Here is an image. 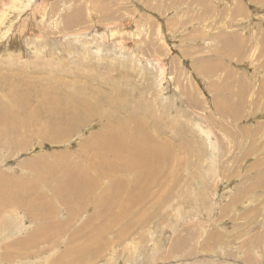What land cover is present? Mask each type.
Returning a JSON list of instances; mask_svg holds the SVG:
<instances>
[{
    "label": "rangeland",
    "instance_id": "rangeland-1",
    "mask_svg": "<svg viewBox=\"0 0 264 264\" xmlns=\"http://www.w3.org/2000/svg\"><path fill=\"white\" fill-rule=\"evenodd\" d=\"M205 1L0 0V34L14 32H4L0 44V106L11 121L0 138V197L11 186L6 179L28 185L40 172L47 176L41 191L50 196L60 182L48 164L68 177L71 164L82 160L117 197L101 218L112 230L100 234V249L86 250L88 230L72 236L80 223L54 225L38 206L18 207L22 197L14 192L0 199V264H64L65 256V264H264V0ZM98 86L111 94L89 108L84 100ZM120 91L142 111L150 109L143 119L158 122L157 134L163 128L175 160L154 148L159 158L153 155L148 172L133 158V171L122 175L130 183L118 191L116 172H101L107 159L116 170L115 146L90 140L107 137L106 113ZM49 93L60 112L76 103L89 108L86 123L69 118L75 131L48 136L46 129H55L43 111ZM126 125L144 149L142 126L135 132L133 123ZM143 182L147 199L129 203L130 188ZM96 206L103 210L98 197ZM57 213L56 221L67 219L65 208ZM113 214L120 217L111 223ZM68 245L79 247L75 255ZM77 253L85 258L76 261Z\"/></svg>",
    "mask_w": 264,
    "mask_h": 264
},
{
    "label": "bare ground",
    "instance_id": "bare-ground-1",
    "mask_svg": "<svg viewBox=\"0 0 264 264\" xmlns=\"http://www.w3.org/2000/svg\"><path fill=\"white\" fill-rule=\"evenodd\" d=\"M197 2L199 0H196ZM31 2V1H29ZM206 2L205 0H202V3ZM207 3H205L204 5L206 6ZM203 5V6H204ZM204 6V7H205ZM214 6V5H213ZM31 11V10H30ZM204 11V10H203ZM20 12V11H19ZM21 13V12H20ZM3 15V14H2ZM1 20V19H0ZM127 25V24H124ZM111 27V26H109ZM1 30L4 29L3 26L0 27ZM110 29V28H109ZM115 29L111 28V32L115 33L114 31ZM240 31V30H239ZM4 32L6 35H13L14 32L11 31V28H8L7 30L3 31L2 34H0V44H3V36H4ZM220 34V33H219ZM218 35V33H217ZM106 37L103 36V39H105ZM10 39L6 40L4 43V47H7L8 44L10 43ZM123 43V42H122ZM11 44V43H10ZM82 48V47H81ZM41 50V49H40ZM2 51V50H1ZM35 51V50H34ZM33 51V52H34ZM4 52V51H3ZM85 52V51H84ZM6 53V52H5ZM11 53V52H10ZM38 53V52H37ZM41 53V52H40ZM86 53V52H85ZM84 53V54H85ZM90 53V52H89ZM35 54V53H34ZM5 55V54H4ZM9 56V55H8ZM37 56V54H36ZM39 58V57H37ZM6 59V58H5ZM18 59V58H17ZM208 59V58H207ZM100 60V59H99ZM15 61V60H13ZM88 61V60H87ZM17 62V61H15ZM89 62V61H88ZM94 62V61H93ZM103 62V61H102ZM18 63V62H17ZM10 64V63H9ZM15 64V63H14ZM23 65V62L21 63ZM25 64V63H24ZM27 64V63H26ZM30 64V63H29ZM13 65V63H12ZM37 65V64H36ZM42 65V64H41ZM10 66V65H9ZM43 66L44 65L43 63ZM39 67V66H38ZM112 67V66H111ZM12 68V66H11ZM15 68V67H14ZM19 68V67H18ZM42 68V66H41ZM100 68V67H99ZM10 69V68H9ZM29 69V68H28ZM42 70V69H41ZM11 71V70H10ZM16 71V70H15ZM18 71V70H17ZM21 72V71H20ZM7 73V72H6ZM21 74V73H20ZM46 75V74H45ZM24 76V74H23ZM26 76V75H25ZM63 76V75H62ZM66 77V76H65ZM92 78V77H91ZM1 79V78H0ZM26 79V78H25ZM30 79V78H29ZM26 81V80H25ZM59 81V80H58ZM27 84V83H26ZM31 84V83H30ZM37 84V83H36ZM50 84V83H49ZM53 84V83H52ZM12 85V84H11ZM10 85V86H11ZM24 85V84H23ZM41 85V84H40ZM14 86V85H13ZM5 87V86H4ZM81 87V86H80ZM83 87V86H82ZM90 87V86H88ZM112 87V86H111ZM6 88V87H5ZM10 88V87H9ZM16 88V86H15ZM26 88V86H25ZM115 88V86H114ZM117 88V87H116ZM102 89H106L102 86H98V88L96 89L97 92L93 93L91 95L88 96L89 99L84 100L85 102H89L90 105H93L89 108H97L98 105L94 104V102H98V101H102V103L104 102V100H106L107 96L109 94H111L109 91H103ZM42 90V89H41ZM90 90V89H89ZM115 91V89H113ZM112 90V91H113ZM80 91V90H79ZM111 91V92H112ZM223 91V90H222ZM109 92V93H108ZM117 92V91H116ZM79 94V92H77ZM83 93V92H82ZM87 93V92H86ZM85 93V94H86ZM118 93V92H117ZM239 93V92H238ZM71 94V93H70ZM236 94V93H235ZM4 95V94H3ZM29 94H26V96ZM82 95V94H81ZM25 96V97H26ZM63 96V95H62ZM74 96V95H73ZM28 97V96H27ZM114 97V96H113ZM118 98L112 99L111 100V106L110 105V111L107 112L106 114H108V117L106 118V122L103 124V126L106 127L105 132L107 134L106 135H102V136H92L93 140H90L91 144H94L96 140L98 139H102V140H106L109 144V146H115L116 149V160H117V166H116V170L113 168L112 166V161L110 159L104 160L102 162V164L106 167L104 168L101 172H105L107 173L108 176L112 175L113 172L115 173V177H114V181H116L117 185L115 190H121V188H123L124 186H127L130 183V179L129 177L126 178V180H124L122 178V175L126 172H131L134 169V164H133V158L135 159H142L143 160V167L146 168V170L148 172L151 171L150 168V164L153 161V155L152 154V150L154 148L158 149L159 151H162L163 153H165L166 155H169L171 159L175 160L173 157V150L169 147V144L172 145L173 143L170 141L169 138L165 137L163 135V128L159 129L161 131V133H156L158 130V128H160L158 122L156 120H151V121H147L146 119L149 120V116L148 114L151 113L150 109L144 107L143 111L141 109H139L138 105H134L130 98H129V94L125 95L124 92L120 91L119 92V96H117ZM8 98V97H7ZM29 98V97H28ZM66 98V97H65ZM75 98V97H74ZM23 100V99H22ZM30 100V99H29ZM57 97L56 94L54 95L53 93H49L48 95H46L45 101H46V107L44 108L45 110H43L44 112H46L48 114V119L46 120L49 123V126H52L53 128H55L53 131H49L48 129H46L45 133L48 136H54V133H56V137L62 136V135H70L71 132L74 130V125L71 124L72 121L69 120H78L79 123H86L84 120V115L87 113L88 109H79V106L76 105L74 107H71L70 105L67 107L68 110H63L60 112V109L57 108V106L53 105V102L50 101H56ZM194 101V100H193ZM9 102V101H8ZM24 102V101H23ZM63 102V101H61ZM60 103V102H59ZM75 103V102H74ZM79 103V102H78ZM2 104V103H1ZM5 104V103H4ZM24 104V103H23ZM22 104V105H23ZM64 104V103H63ZM134 105V108H128V105ZM19 106V105H18ZM6 109V106H5ZM220 109L222 110V112H225V107H220ZM149 110V111H148ZM154 110V109H152ZM91 112H96L94 110H91ZM144 111H147L144 112ZM5 110L3 106H0V138L3 136V134H7V132L10 133L8 125L11 122L10 120H6V114H5ZM101 113V112H99ZM118 113H122V114H127L126 116L123 117H118V118H114L113 115L118 114ZM45 114V113H44ZM90 114V113H87ZM97 114V113H96ZM22 116V115H21ZM20 116V118H22ZM46 116V115H44ZM43 116V117H44ZM91 116V115H90ZM104 116V114H103ZM35 117V116H34ZM33 117V118H34ZM95 117V116H94ZM96 118V117H95ZM103 118V117H102ZM146 118V119H143ZM37 119V118H36ZM35 119V120H36ZM44 119V118H43ZM34 120V119H33ZM90 120V118L88 119ZM98 120V119H97ZM96 121V119H95ZM104 121V120H103ZM23 122H29L28 119L26 118ZM93 122V121H91ZM129 122V126L131 127V124H134V131L137 132L138 131V126H142L143 131H140L141 135H139L141 138V143L144 147V149L139 148L137 145L139 143L138 140V136L136 135L135 137H133V131H129L128 127H127V123ZM152 124L153 127V131L155 132V135L152 134L149 130H148V124ZM3 124V125H2ZM108 127V128H107ZM81 128V127H80ZM100 128V127H99ZM157 128V129H156ZM71 129V132H69ZM93 129V128H92ZM94 130V129H93ZM113 130V131H110ZM19 133H21L19 130H17ZM66 131V133H64ZM110 131V132H109ZM54 132V133H53ZM165 133V131H164ZM134 140V141H133ZM254 149V148H253ZM135 152H137L135 154ZM258 152V151H257ZM156 158L158 159L159 156L157 154H159L158 152H156ZM135 154V155H134ZM249 154V153H247ZM82 156H83V148H82ZM33 158H35L34 156H32ZM36 160V159H35ZM30 161V160H29ZM37 161V160H36ZM82 163L79 162H73L71 164V168L73 170V172H71L69 174L68 177H65V175L63 174V167H60L59 165H55V164H48V174L50 173L52 176V179H56L58 182H60L59 186H53V188L51 189V195L48 196V193L41 191L42 189L40 188L41 182L42 181H47V176L43 175L41 172L37 173L32 180V182H27L26 180H23L22 184H19L17 186H14L12 184V182L10 181L11 179H6L8 181L7 184H11L10 188H8L7 190H5L2 194L0 199L3 200H9L11 198V195L14 194L22 197L18 200H16V203L19 205L18 207H22V208H27V209H32L36 206L39 207L38 210L43 209V211L45 210L46 213H44V215H49L48 217H50V221L54 224L57 225L59 227L64 226L65 224L69 223L72 224L73 222H77L80 223L78 224V226L73 229L72 227H70V229L72 228L73 232H72V236H75L77 238V233L82 232V231H87L88 230V237L89 239H87L86 243L84 244L85 246H87L85 248V250L87 248H92L95 247V249H100V245H99V236L103 231H108V230H112V226L109 222V225H107V223L103 222L101 220L102 215L104 210H107V208L113 204L116 203L117 201V197L115 196V194L113 192H109L106 188H102V183L98 182L99 178H95L93 173L87 168L85 167L84 164V160H82ZM213 162V161H212ZM27 163V162H26ZM30 163V162H29ZM167 163V157H166V162ZM214 163V162H213ZM45 172V171H44ZM2 176V175H1ZM49 176V175H48ZM54 177V178H53ZM264 176H262L263 178ZM2 178V177H0ZM7 178V177H6ZM9 178V177H8ZM28 179V178H27ZM46 179V180H45ZM1 180V179H0ZM31 180V179H30ZM1 182V181H0ZM55 184V183H54ZM39 185V186H38ZM138 187H131L130 191L128 193L127 196V201L131 204H134L137 200H146L147 197L144 195V191L147 188V183L143 182L140 184ZM5 189V188H4ZM3 190V188H2ZM97 190H101L99 193H97ZM24 191H28V194H26V196L24 195ZM33 195L34 197L30 196ZM96 197V198H95ZM97 197L100 201V203L102 204L103 210L99 209L96 206L97 203ZM33 198H36L37 201H34ZM95 198V200L93 201V199ZM159 199V198H158ZM155 202H157V200ZM159 201V200H158ZM60 204L61 207L60 208H65L67 210V219H60V221H56V217L55 215L59 214L57 213V211L60 209L58 207L57 204ZM1 205V204H0ZM46 205H48V207H50L48 209V211L45 209ZM50 205V206H49ZM161 205V204H160ZM63 206V207H62ZM3 207V205H2ZM1 207V208H2ZM36 207V208H38ZM159 207V206H158ZM163 207V206H162ZM153 208V207H152ZM225 208V207H224ZM26 209V211H27ZM35 211L37 209H34ZM30 211V210H29ZM42 211V210H40ZM39 211V213H40ZM42 211V212H43ZM34 212V211H30ZM85 214H84V213ZM35 213V212H34ZM33 213V215H35ZM38 213V212H36ZM48 213V214H47ZM63 214V213H62ZM32 215V214H31ZM42 215V214H41ZM45 215V216H46ZM44 216V217H45ZM66 216V215H64ZM32 217V216H31ZM55 217V218H54ZM120 217L119 214H113L112 218H111V223L118 220ZM16 218V217H15ZM39 218V217H38ZM73 218V219H70ZM154 218V217H153ZM190 218V217H189ZM18 219V218H17ZM27 219V218H26ZM29 219V218H28ZM55 219V220H54ZM28 221V220H27ZM47 221V219H46ZM22 222V221H21ZM144 222V221H143ZM140 222L138 224V226L140 227V225L145 226L146 223ZM50 223V222H49ZM51 224V223H50ZM50 224L47 223L48 227L50 228ZM41 225V224H40ZM44 225V224H42ZM22 226V225H21ZM38 227V226H37ZM56 228V227H55ZM36 229V228H35ZM39 229V228H38ZM43 229V228H42ZM53 229V227H52ZM57 229V228H56ZM64 232L66 230H68L67 228L63 229ZM91 230H93V232H91ZM131 229H129V232ZM35 231V230H34ZM37 231V229H36ZM39 231V230H38ZM33 233V231H31ZM42 232V231H41ZM122 231H119V233ZM37 233V232H35ZM31 234V233H29ZM28 234V236H29ZM53 235L57 234L56 232L52 233ZM83 234V233H82ZM36 237L39 235L35 234ZM28 236L26 238H28ZM34 237V236H32ZM62 237V236H61ZM19 238V237H18ZM81 238V237H80ZM25 239V237H24ZM33 239V238H32ZM61 239V238H60ZM59 239V240H60ZM82 239V238H81ZM84 239V237H83ZM82 239V240H83ZM57 240V239H56ZM23 241V240H21ZM76 241V240H74ZM20 242V239H19ZM44 242V241H43ZM70 242V241H68ZM77 242V241H76ZM73 243V242H72ZM78 243V242H77ZM83 243V242H82ZM81 243V244H82ZM13 244V243H12ZM59 245V243H57ZM9 246V244H7ZM52 245V244H51ZM78 245V244H77ZM80 245V244H79ZM54 246V244H53ZM57 246V245H56ZM62 246V245H61ZM71 245H68L66 248L68 249V252L72 255H75L77 248L70 247ZM20 247V246H19ZM60 247V246H59ZM58 247V248H59ZM64 247V246H63ZM81 247V245H80ZM84 247V246H83ZM10 248V247H9ZM51 249V247H50ZM61 249V248H59ZM91 249V251H92ZM80 250V249H79ZM14 251V250H13ZM99 251V250H98ZM53 252V251H52ZM81 252V251H80ZM95 251H93L94 253ZM66 253V252H65ZM75 253V254H74ZM92 253V254H93ZM11 254V253H10ZM24 254V253H23ZM69 254V255H70ZM14 255V253H13ZM84 256H86L84 254ZM66 257V256H65ZM64 257V259H65ZM69 257V256H68ZM97 257V256H96ZM70 258V257H69ZM74 259V257H72ZM71 258V259H72ZM76 261H80L82 258H85L82 256H80L77 253V256H75ZM63 258H61L62 260ZM64 264L66 263L65 261ZM67 260V258H66ZM70 260V259H69ZM75 260V259H74ZM92 260V259H90ZM71 261V260H70ZM86 260L82 259V263L84 264ZM60 264V261H57ZM61 262V263H62ZM74 262V261H73ZM69 264V262H67ZM81 263V264H82ZM91 263V262H90ZM63 264V263H62ZM74 264H77L76 262Z\"/></svg>",
    "mask_w": 264,
    "mask_h": 264
}]
</instances>
